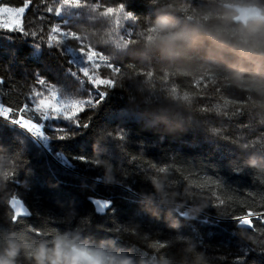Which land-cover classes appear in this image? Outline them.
I'll return each instance as SVG.
<instances>
[{
  "label": "trees",
  "instance_id": "1",
  "mask_svg": "<svg viewBox=\"0 0 264 264\" xmlns=\"http://www.w3.org/2000/svg\"><path fill=\"white\" fill-rule=\"evenodd\" d=\"M46 2L63 11L34 3L24 14L43 36L36 23L37 38L0 30V106L33 104V89L48 88L38 75L58 94L42 111L85 109L76 123L27 113L48 154L0 120V254L13 249L15 264H80L73 248L100 264H264V223L234 219L264 196V23L235 24L234 10L264 16V0ZM77 44L88 80L106 89L81 81ZM11 199L29 215L14 216ZM91 199L111 206L98 214Z\"/></svg>",
  "mask_w": 264,
  "mask_h": 264
},
{
  "label": "snow or ice",
  "instance_id": "2",
  "mask_svg": "<svg viewBox=\"0 0 264 264\" xmlns=\"http://www.w3.org/2000/svg\"><path fill=\"white\" fill-rule=\"evenodd\" d=\"M34 3L36 5H40V4H44V8H43V12L45 13H52L53 15H59L61 14V12L63 11V9L60 10H56L53 7L50 6V4L48 2H46V0H39V3H36L35 0H23L22 4L20 6H9L7 3L4 2V0H0V11H2V20L4 23V27H0V30H5V31H15V32H20L25 36H32L34 38H37V32L35 30H32V25L34 23H36L33 19H25V12L26 10L30 7L33 6ZM120 6H122L125 10V6L123 4H120ZM12 14V19L8 20L7 17L9 16V14ZM39 21H43L44 17L43 16H39L36 18ZM28 25L27 29L25 27V25ZM36 26H38L39 29H41L42 31L39 33L40 36H43L42 33L45 30V27H41V25L38 23H36ZM56 28H58L60 31L62 32H72L73 30H64L61 28V26L59 24H55ZM48 27V31H54V26L53 23H48L47 25ZM40 40V39H39ZM42 42H44V40H40ZM45 43V42H44ZM46 45H48L49 47L53 46L51 44L46 43ZM77 51L84 57V62L87 66L85 67H81L78 71L81 74V81H83L84 79L87 80L88 83H90L93 88L96 89H101L102 86H94V81L90 82L87 78V74H86V69L88 68L89 65V61L85 58V49L83 48L82 45L77 44ZM37 47H39V45H37ZM96 53L98 54H104L102 51L96 49L95 50ZM117 68V66L115 64L110 63V70H115ZM73 76H76L77 73L75 71H73L71 73ZM101 79H103V77L101 76ZM36 80L37 83L41 86L44 85H48L47 91L46 92H40V91H36L35 89H33L32 94H31V98L33 99V104L28 105L26 103H24L23 105H19L16 106L15 108L11 107V106H0V117L5 118V119H9L11 118V122L18 125L20 128L22 129H26V128H31L32 127V122L33 119L31 117H29L27 115V113L29 112H33L38 114L39 118H46L49 116L52 117H60L62 116L64 119H68V120H72L73 123H76V117L78 116L79 113L83 112L85 108H82L79 112H77L78 114H75L74 117H64L61 113H54L51 108L48 109V111H42L40 107H38V102L43 100L45 96H47L49 93H52L54 95H56L58 97L57 94V89L54 88L53 86H51L44 78L39 77L38 75L36 76ZM3 82V78H0V83ZM103 88H107L105 86H103ZM106 95V91L105 90H100L99 91V98L96 101V103H93L91 101L92 104V108L96 107V104L99 102V100H102L104 98V96ZM59 99V98H58ZM88 102V101H87ZM85 101V103H87ZM36 125H38L37 123H35ZM40 126V125H38ZM84 127L87 126L86 123L83 124ZM41 128V126H40ZM34 131V129H33ZM43 135V134H42ZM41 136V135H39ZM57 138L59 139H64L65 136L63 134L59 135ZM80 159H83L82 157ZM133 159H136V157H133ZM247 195L249 196H253V193L249 192L247 193ZM261 199V205L260 208L261 210L257 211L254 208H248L247 210L244 211L243 214L239 215L238 217H234V219H237L239 223H241L242 218L247 217L248 221L250 223H244V225H248L249 227H254L253 225V220L254 219H259L261 221V223H264V196L260 197ZM15 221V220H14ZM41 233L37 232V235H40ZM264 250V249H262Z\"/></svg>",
  "mask_w": 264,
  "mask_h": 264
},
{
  "label": "water",
  "instance_id": "3",
  "mask_svg": "<svg viewBox=\"0 0 264 264\" xmlns=\"http://www.w3.org/2000/svg\"><path fill=\"white\" fill-rule=\"evenodd\" d=\"M234 11L236 13V16L234 18L235 24L246 26L249 23H264V16H262L260 10H258L256 7L236 8ZM14 201H18L19 203L14 204ZM90 203L93 206L95 212L98 214L104 213L111 206L110 202L104 200L91 199ZM8 208L12 212V214L18 218H25L29 215L27 208L19 200L11 199L8 202ZM18 212L20 213L19 215H17ZM237 226L238 228L242 229H251V227H249L248 225H244V222L242 221L241 223H238ZM71 252L73 258L80 264H99L96 260L88 256L87 254L77 251L75 250V248H73Z\"/></svg>",
  "mask_w": 264,
  "mask_h": 264
},
{
  "label": "clouds",
  "instance_id": "4",
  "mask_svg": "<svg viewBox=\"0 0 264 264\" xmlns=\"http://www.w3.org/2000/svg\"><path fill=\"white\" fill-rule=\"evenodd\" d=\"M92 55H95V53L94 52L89 53V58H91ZM100 55L103 56V54H100ZM90 82H92V81H90ZM108 84H109V86H114L112 84V82H108ZM97 85L104 86L103 84L94 83V86H97ZM76 114H78V113H76ZM33 129H34V131H33ZM25 130L28 131L34 137L43 134L40 126L36 125L34 122H32L31 128H26ZM13 203L16 204L19 202L14 201ZM19 214L20 213L18 212L17 215H19ZM14 220H15V217L13 218V221ZM241 221L244 223H250L247 218H242ZM0 264H15V253H14L13 249L9 248V249L5 250L4 253L0 254ZM37 264H39L38 259H37Z\"/></svg>",
  "mask_w": 264,
  "mask_h": 264
},
{
  "label": "built area",
  "instance_id": "5",
  "mask_svg": "<svg viewBox=\"0 0 264 264\" xmlns=\"http://www.w3.org/2000/svg\"><path fill=\"white\" fill-rule=\"evenodd\" d=\"M0 120H2V121H4V122H6V123H8V124H10V125H13V126H16V127H18V128H20L18 125H16V124H14V123H12L11 122V118H9V119H5V118H2V117H0ZM22 129V128H21ZM24 131V130H23ZM26 132V131H25ZM26 133H28V132H26ZM29 135H30V137L34 140V142L41 148V149H43L47 154H48V152H49V150H48V146H49V140H48V138L47 137H45V136H43V135H41V136H33V135H31L30 133H28Z\"/></svg>",
  "mask_w": 264,
  "mask_h": 264
},
{
  "label": "rangeland",
  "instance_id": "6",
  "mask_svg": "<svg viewBox=\"0 0 264 264\" xmlns=\"http://www.w3.org/2000/svg\"><path fill=\"white\" fill-rule=\"evenodd\" d=\"M8 20H11L12 19V14L10 13L9 16L7 17ZM0 25L1 26H5L4 23H3V20H2V11H0ZM13 126V125H11ZM15 127V126H13ZM17 128V127H16ZM19 129V128H18ZM43 129V126L41 127V130ZM21 130V129H20ZM43 131V130H42ZM44 134V132H43ZM49 153V152H48Z\"/></svg>",
  "mask_w": 264,
  "mask_h": 264
},
{
  "label": "bare ground",
  "instance_id": "7",
  "mask_svg": "<svg viewBox=\"0 0 264 264\" xmlns=\"http://www.w3.org/2000/svg\"><path fill=\"white\" fill-rule=\"evenodd\" d=\"M76 250V249H75ZM72 251V250H71ZM78 251V250H77ZM81 252V251H80ZM84 253V252H83ZM86 254V253H85ZM72 255V252H71ZM88 255V254H87ZM89 256V255H88ZM73 257V256H72ZM92 258V257H91ZM94 259V258H93ZM95 260V259H94ZM76 261V260H75ZM77 262V261H76ZM79 263V262H78ZM99 263V262H98ZM100 264V263H99Z\"/></svg>",
  "mask_w": 264,
  "mask_h": 264
}]
</instances>
